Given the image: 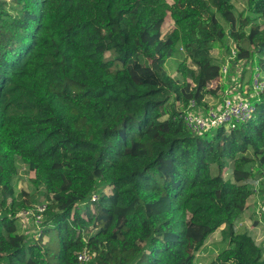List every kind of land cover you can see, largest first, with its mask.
<instances>
[{"label": "trees", "instance_id": "trees-1", "mask_svg": "<svg viewBox=\"0 0 264 264\" xmlns=\"http://www.w3.org/2000/svg\"><path fill=\"white\" fill-rule=\"evenodd\" d=\"M236 1L0 0V264H78L84 249L92 264H198L221 227L209 264H264L237 230L264 193V92L229 133L195 135L182 117L227 88L212 89L216 46L231 40L234 63L264 74V24ZM247 10L264 19V0ZM181 50L179 79L165 64ZM18 158L46 201L47 243L18 227L38 202L16 194Z\"/></svg>", "mask_w": 264, "mask_h": 264}, {"label": "built area", "instance_id": "built-area-1", "mask_svg": "<svg viewBox=\"0 0 264 264\" xmlns=\"http://www.w3.org/2000/svg\"><path fill=\"white\" fill-rule=\"evenodd\" d=\"M237 57V49L232 50L231 55L221 66L219 79L225 80V82L220 84L227 85L222 102L205 109L192 100L185 109L182 117L187 128L193 134L202 135L220 128L234 130L239 124L250 121L255 115L257 110L255 100H260L261 94L264 92V74L261 69L254 68L251 82L246 86L242 81L244 69L242 66L244 64L242 62L234 63ZM233 64L235 71L234 74H231ZM97 200L98 195H93L92 201ZM46 210V204H39L34 208L23 210L17 215L20 228L25 234H28V228L32 227L36 233L39 232L40 236L43 235V220ZM94 257L93 253L84 249L78 254L77 261L78 264H92Z\"/></svg>", "mask_w": 264, "mask_h": 264}, {"label": "rangeland", "instance_id": "rangeland-1", "mask_svg": "<svg viewBox=\"0 0 264 264\" xmlns=\"http://www.w3.org/2000/svg\"><path fill=\"white\" fill-rule=\"evenodd\" d=\"M236 14L238 17L249 18L251 22V26L254 24H264V19L250 15L247 10V0H237L236 1ZM219 19L221 23H223L226 28H228V24L223 20L221 16H219ZM174 26V23L172 19L169 17L164 24L163 33H167L170 29H172ZM247 32L250 31V26L246 29ZM237 49L234 42L231 40L226 41L224 44H220L214 48L213 54L214 57L217 59L216 63L219 64V66H222L227 58L231 55V51ZM187 60V55L184 51H177L176 54L170 58L167 63L165 64V70L166 72L175 78L181 79V74L178 72L179 65L182 62H185ZM225 60V61H224ZM251 66L252 65H243V82L245 85H249V81L251 78ZM245 71V72H244ZM225 82V80L219 79L213 86V91H215L218 87H220V83ZM223 94H220V96L217 98V101H220L223 98ZM245 95V94H244ZM246 96V95H245ZM251 97V96H250ZM230 131L227 130V133ZM251 156L252 153H249ZM231 170V166L228 167ZM224 170V178L225 179H231V171L229 169ZM34 178V173L31 172L28 167L18 158L17 159V175L12 180V185L16 191V194L18 195L22 191H27L30 194H35L38 196V202L36 205L44 204L46 203L45 199L40 197L41 192L36 191L35 186L32 183V179ZM253 187V186H252ZM104 191H109L107 188H104ZM96 193V192H95ZM264 193L258 192V195L252 197L249 207L244 213V216L238 222L237 224V230L240 232H248L249 234H252L257 244L260 247L264 248V215L262 213L264 212ZM98 195V194H97ZM21 219V218H19ZM28 226V224H27ZM30 226V225H29ZM18 227H20V224L18 222ZM224 229V227H221L217 229L214 234L208 239L207 241V248L208 250L201 251L197 256V263L198 264H209L218 254V251L214 248V244L219 243L222 239L221 231ZM29 237L37 240L40 237L39 232L36 233V231L29 227L27 230ZM49 241V236H43V243H47ZM58 243L57 245H52V248H54L55 251H57Z\"/></svg>", "mask_w": 264, "mask_h": 264}, {"label": "crops", "instance_id": "crops-1", "mask_svg": "<svg viewBox=\"0 0 264 264\" xmlns=\"http://www.w3.org/2000/svg\"><path fill=\"white\" fill-rule=\"evenodd\" d=\"M245 91V90H244ZM222 102V99L220 100V101H213L212 103L210 102V104L211 105H213V106H215V105H218V104H220ZM249 203H250V201H249ZM249 203H248V206H249Z\"/></svg>", "mask_w": 264, "mask_h": 264}]
</instances>
